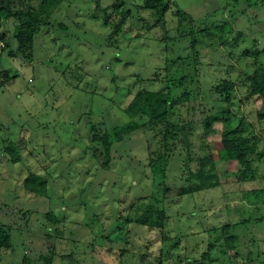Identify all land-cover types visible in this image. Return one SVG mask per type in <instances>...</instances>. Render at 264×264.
I'll return each mask as SVG.
<instances>
[{
  "label": "rangeland",
  "instance_id": "374dc122",
  "mask_svg": "<svg viewBox=\"0 0 264 264\" xmlns=\"http://www.w3.org/2000/svg\"><path fill=\"white\" fill-rule=\"evenodd\" d=\"M2 1L16 5L18 0ZM114 1L104 0L99 8L97 0H65L36 36L32 61L0 53V216L2 223L24 225L22 242L10 251L13 259H22L25 243L36 235L26 228L28 215L32 212L34 224L43 225L45 213L52 211L62 219L56 227L63 235L51 242L57 253L54 264H264V220H257L264 211L245 210L250 202L262 204L264 193L248 192L263 187L264 177L238 181L237 163L218 161L219 187L180 196L187 171L178 155H171L165 175H152L147 166L163 140L166 127L161 122L116 143L109 164L103 147L93 142V128L111 129L133 120L122 105L128 106L137 91L165 88L152 79L156 74L167 86V78L184 65L185 72L177 75L188 74L184 88L199 107L190 138L173 146L184 157L189 152L192 158L207 155L222 126L207 136L202 111L219 104L221 80L238 82L242 93L240 77L252 71L249 55L255 46L264 49V33L250 29L245 18L247 14L263 21L264 0H253V6L242 0L234 10L236 18L230 14L232 0H169L160 22L153 11L139 6L143 0H125L121 9H127V19L122 31L110 38L114 21L105 24L104 9L115 11ZM180 10L194 17V30L216 34H196L202 64L196 65L192 56L184 62L194 35L179 38L191 29L189 15L180 22ZM5 21L7 40L15 44L10 20ZM224 24L232 31L224 30ZM183 106L174 109L175 121ZM234 113L237 120L244 117L246 136L252 141L262 137L258 149L264 152V99L246 100ZM10 144L21 159L12 161L5 149ZM255 164L264 173V157ZM31 173L47 179L46 197L25 190L23 181ZM165 187L172 195L165 200L170 218L163 238L160 231L128 220L131 213L136 217L144 210L133 205L137 199L151 193L160 198ZM233 234L241 239L228 249L225 239ZM104 250L112 253L110 261ZM208 251L210 258L203 259Z\"/></svg>",
  "mask_w": 264,
  "mask_h": 264
},
{
  "label": "trees",
  "instance_id": "16d2710c",
  "mask_svg": "<svg viewBox=\"0 0 264 264\" xmlns=\"http://www.w3.org/2000/svg\"><path fill=\"white\" fill-rule=\"evenodd\" d=\"M103 1L104 0H97L99 8L102 7L101 3ZM241 1L242 0H232L231 2L230 14L233 18H236L234 10L239 7ZM246 1H252L248 6L255 5L253 0ZM64 2L65 0H18L15 5L10 1L5 2L0 0V39L5 40L6 48L4 50L7 51L8 55L10 57H21L32 61L34 58L36 36L42 32L45 25L51 23L50 20H53V15H55L56 10L59 9ZM138 4L142 8L153 11L154 15L158 18V22L165 20L166 12L169 9V0H143V3ZM138 4L135 3L134 5L137 6ZM124 5L125 0H115L113 3L115 11L108 13L106 9H104L105 24L114 21L109 35L110 38H113L115 34H118L123 29V23H125L127 19V9H121ZM186 15L189 14L183 10L179 11L180 22H185L183 16ZM189 17L190 20L188 25L191 26L190 32L189 34L183 33L179 38L183 36L187 37V35L190 34L194 35L189 46L190 55L186 57V61L184 62L189 63V57L192 56L194 63L198 65L202 64V58L199 57L200 51L197 45L200 40L196 38V34L202 33L203 37H215L216 34L211 32V30H206L201 27L194 30L193 24L195 19L191 15H189ZM6 19L10 20L9 26L13 28L12 37L13 41L16 42L15 44H13L10 39L7 40L9 34L3 29ZM245 20H248V23L250 22V29L254 31L253 28L256 27L260 35L264 33V20L251 19L247 14ZM226 27V24H224V30H227ZM227 31L231 32L232 27H229ZM255 42L257 43V40ZM262 55H264V49L261 50L257 46H255L253 54L249 55L253 58L252 65L250 66L252 71L245 72L243 73L244 76L242 78L240 77V80L242 79V84L240 86H242L241 89L243 90L241 94H239L237 90L239 86L238 82L232 81L229 78L221 80L222 82L218 85L216 91L219 96V104L214 108H207L205 112H203L204 110L202 111V128L207 136L216 134L217 130L220 132V128H218L217 125L220 124L222 126L220 138L216 140L215 145L212 147L213 151L211 150L203 157H196V159L192 158L191 152H189L186 157H184V155L182 156L179 150H175L173 146L174 143L176 144L181 140L190 138L195 125L193 115L194 112L198 111L199 107L197 102L194 101V96L190 89L184 88V81L187 79L188 74H183L180 77L177 75L180 70L182 73L185 72L183 65L167 78V86L165 81L158 76L159 73L152 78L153 80H160V82L165 85L164 89H141L137 91L135 96L128 103V106L124 108L122 105L123 111L130 114L133 120L111 129L104 130L102 128L103 130H95L93 128V142L103 147L106 159L105 164H109L112 157V149L116 143L125 141L127 137L129 138L132 134L143 131V129L146 130L147 128L156 127V125L161 122L160 124L166 127L163 140L158 142L156 151L157 157H152L147 166L150 167L152 175H165L171 155H178L181 159V168L187 171L185 179H182L184 185L177 191L178 195L184 196L219 187L221 185V178L218 170V161L224 163L235 161L239 167L236 172V179L238 181H251L257 177L263 179L264 173L260 171V168L258 170L255 164L264 157V152L258 149V144L262 137L258 136L252 141L251 138L245 135L244 117L237 120L234 115V112L240 110V107L246 100L248 101L252 98L256 100L260 98L264 99V62L261 58ZM186 65L187 64H185V66ZM196 71L197 67L195 66L191 75L196 76ZM176 76L179 78H176ZM114 80L116 81V78H114ZM116 92L119 93L120 89H116ZM186 102H188V104H185ZM182 103L184 104L183 113H181L178 121H175L173 119L174 109H180L178 105ZM262 116H264V114H262ZM13 145L15 144H10L5 149L11 153L12 161H17L21 159V156ZM175 152L177 154H175ZM254 154H257L259 157L251 159V156ZM102 167L107 168L108 165H103ZM262 182L264 183V181ZM23 186L25 190L32 195L44 197L48 195V181L40 174H29L23 181ZM169 191L171 190L165 187L164 194L163 196H159L160 198H157L156 193H151L149 196L137 199L133 205L138 208L144 207V210L136 217L131 213V217L128 221L147 226L149 230L160 231L164 238V231L170 218L165 201L172 195L166 194V192ZM248 193L249 196L252 194L264 193V186L260 189H252ZM235 203L238 204V202ZM253 209L262 213V211H264V200H262L261 205L250 202L248 207L245 208V210L249 211ZM30 214L27 218L26 228L33 230L36 235L34 234L32 240L27 243L24 242L26 248L22 259L19 260L18 263L13 259L10 251H12L16 242H22V229L24 225H18L19 227L17 228L12 224L2 223V217L0 216V264H54L57 253L52 248L53 244H51V242L62 235L61 229L56 227L62 223V219L56 216L54 212L50 211L45 213L43 225L40 222L34 224L35 219L30 217ZM257 220L263 221L264 216ZM245 221L248 220L246 219L238 223H227L225 227L231 228ZM240 239L241 236L236 234L227 236L225 239L227 248L233 249L237 247ZM35 241L38 242V247L35 246ZM96 243L97 241L95 240V245ZM221 243L224 244V239L221 240ZM47 244L51 246L47 247ZM37 248H39V252ZM210 252L211 251L205 253L203 259L208 260L210 258ZM32 254H35L36 257L34 258ZM104 254L107 255L106 259L110 261L112 253L104 250ZM236 255H238V253H236ZM191 263L189 262L187 264Z\"/></svg>",
  "mask_w": 264,
  "mask_h": 264
},
{
  "label": "built area",
  "instance_id": "2783aa9c",
  "mask_svg": "<svg viewBox=\"0 0 264 264\" xmlns=\"http://www.w3.org/2000/svg\"><path fill=\"white\" fill-rule=\"evenodd\" d=\"M5 47H6L5 40L0 39V52H2Z\"/></svg>",
  "mask_w": 264,
  "mask_h": 264
},
{
  "label": "clouds",
  "instance_id": "9594fccd",
  "mask_svg": "<svg viewBox=\"0 0 264 264\" xmlns=\"http://www.w3.org/2000/svg\"><path fill=\"white\" fill-rule=\"evenodd\" d=\"M5 48H6V47H5ZM5 48H4V49H5ZM3 51H4V50H3ZM3 51H2V52H3ZM2 52H0V53H2Z\"/></svg>",
  "mask_w": 264,
  "mask_h": 264
}]
</instances>
